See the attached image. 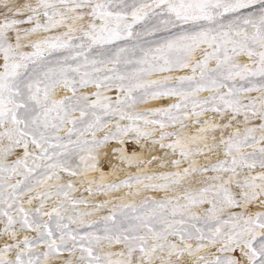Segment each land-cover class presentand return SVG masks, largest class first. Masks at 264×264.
Returning a JSON list of instances; mask_svg holds the SVG:
<instances>
[{"label":"snow or ice","instance_id":"obj_1","mask_svg":"<svg viewBox=\"0 0 264 264\" xmlns=\"http://www.w3.org/2000/svg\"><path fill=\"white\" fill-rule=\"evenodd\" d=\"M0 264H264V0H0Z\"/></svg>","mask_w":264,"mask_h":264}]
</instances>
